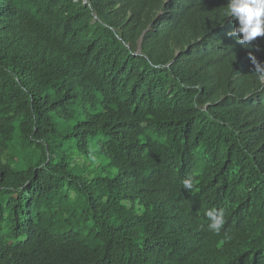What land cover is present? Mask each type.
<instances>
[{
    "label": "trees",
    "instance_id": "16d2710c",
    "mask_svg": "<svg viewBox=\"0 0 264 264\" xmlns=\"http://www.w3.org/2000/svg\"><path fill=\"white\" fill-rule=\"evenodd\" d=\"M161 5L0 0V264H264V41Z\"/></svg>",
    "mask_w": 264,
    "mask_h": 264
},
{
    "label": "clouds",
    "instance_id": "9594fccd",
    "mask_svg": "<svg viewBox=\"0 0 264 264\" xmlns=\"http://www.w3.org/2000/svg\"><path fill=\"white\" fill-rule=\"evenodd\" d=\"M183 0H162L160 10L157 11L152 21H146L139 12V21L144 22V30L137 42V54L143 52L144 48H155L152 44L157 33L163 32L171 27L172 18L175 13L172 8H182ZM191 4L195 12L208 13L215 16L225 15V21L220 25L217 31L207 29L208 44L213 51L223 37H227L231 43L243 48H250L264 41V0H186ZM163 27L164 29H159ZM157 28V29H156ZM159 29V30H158ZM181 45L191 42L188 38L180 40ZM150 46V47H149ZM195 46L190 48V54H195ZM182 52L176 51L175 58L168 64L169 68L177 57L182 56ZM253 55L249 56L254 60ZM197 69L196 63L191 64L185 72L191 76ZM184 187L192 190L194 182L185 180ZM211 221L209 229L219 234L224 225L223 210L211 209L206 213Z\"/></svg>",
    "mask_w": 264,
    "mask_h": 264
}]
</instances>
